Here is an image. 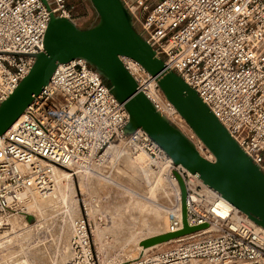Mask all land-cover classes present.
<instances>
[{
	"label": "built area",
	"instance_id": "built-area-1",
	"mask_svg": "<svg viewBox=\"0 0 264 264\" xmlns=\"http://www.w3.org/2000/svg\"><path fill=\"white\" fill-rule=\"evenodd\" d=\"M46 1L50 10L41 0H0V102L27 74L33 55L43 50L49 13L73 21L68 0ZM123 2L165 65L196 90L264 172V0ZM121 59L147 96L146 88L160 95L163 105L152 102L170 120L177 111L155 79L135 60ZM127 119L123 104L86 60L59 64L0 136V220L24 213L31 194L70 190L79 173L106 160L104 151L113 141L138 140L150 153L161 151L144 131L126 133ZM189 138L200 153L202 147L210 152L199 139ZM166 168L184 183L187 225L206 226L129 264H264L262 227L185 168L173 162ZM175 188L166 232L183 227L180 188ZM92 242L91 221L83 209L72 220L71 257L65 264H100Z\"/></svg>",
	"mask_w": 264,
	"mask_h": 264
},
{
	"label": "water",
	"instance_id": "water-1",
	"mask_svg": "<svg viewBox=\"0 0 264 264\" xmlns=\"http://www.w3.org/2000/svg\"><path fill=\"white\" fill-rule=\"evenodd\" d=\"M50 10L46 0H41ZM95 21L79 27L64 16L49 13L43 37V50L34 54L27 74L0 102V136L17 120L33 97L49 82L56 67L74 58L86 60L102 77L115 99L122 103L128 119L126 133L142 129L170 156L204 184L215 189L249 219L264 229V172L178 73L165 65L162 56L138 31L123 0H88ZM139 63L152 77L198 139L213 155L204 157L194 142L174 125L139 88L121 57ZM178 179L183 227L141 241L144 246L171 240L201 229L206 224L186 223V190Z\"/></svg>",
	"mask_w": 264,
	"mask_h": 264
},
{
	"label": "rangeland",
	"instance_id": "rangeland-1",
	"mask_svg": "<svg viewBox=\"0 0 264 264\" xmlns=\"http://www.w3.org/2000/svg\"><path fill=\"white\" fill-rule=\"evenodd\" d=\"M68 5L71 18L77 26L87 27L95 21L96 13L88 0H68ZM169 116L174 125L187 136H191L196 143H199L198 138L185 120L177 113ZM142 150L147 153L154 165H160L163 159L162 151L158 150L153 154L144 148L138 140L121 141L117 150L104 151L105 161L96 163L92 170L87 171V174H90L88 176L92 179L89 184H85L86 181H84L82 187L79 186L76 201L72 202L74 215L77 217L81 209L82 211L84 209L92 224L96 226L91 227L92 230L94 228L92 244L99 263L117 264L126 257L125 254L135 258L143 253L164 249L171 244H163L145 251L138 248V243L142 238L165 232L169 207H171L174 197L172 183H175L173 175L170 176L167 168L162 172V165L159 171L163 174V180L159 184H154V182L136 175L128 167L129 164H125L123 159L124 153L127 151L131 164L147 166L149 161ZM138 153H141L139 157H135ZM201 154L207 158L210 156L204 147H202ZM162 162L165 161L162 160ZM78 183L77 176L73 190L76 191ZM146 196L150 200H146ZM32 202L33 199L30 201L29 207L25 205L24 213H13L8 218L0 220V242L10 238L14 241V236L22 230L23 239L29 237V241L25 242L22 247L28 249L30 260L38 264L39 261L35 256L37 252L35 249L38 247L44 252L42 263L64 264L65 257L61 256L66 243H68L71 226L64 228L61 223L63 217H67L68 207L58 202L55 208L46 212L42 211L44 212L42 213L38 210L42 198H37L36 205ZM150 203L154 208H159V206L162 208V204L168 208L165 211L163 208L158 215L154 209L149 207ZM87 209L90 211L88 212ZM16 244L21 243L17 242ZM8 250L6 246L0 247V264L8 262L6 256L8 253H12ZM131 261L129 260L127 263L129 264Z\"/></svg>",
	"mask_w": 264,
	"mask_h": 264
},
{
	"label": "bare ground",
	"instance_id": "bare-ground-1",
	"mask_svg": "<svg viewBox=\"0 0 264 264\" xmlns=\"http://www.w3.org/2000/svg\"><path fill=\"white\" fill-rule=\"evenodd\" d=\"M154 78V77H153ZM146 90V93L148 94V96H149V98L152 100V101H154V102H156V101H158V102H160L161 104H162V102H161V98H160V95H158L156 92H152V90H151V88H146L145 89ZM161 104H159L158 103V105H159V109H161ZM171 104V103H170ZM163 105V104H162ZM172 105V104H171ZM174 108V107H173ZM177 114L180 116V114L177 112ZM181 117V116H180ZM19 118V117H18ZM182 118V117H181ZM183 119V118H182ZM184 120V119H183ZM188 127V126H187ZM139 131H143L142 129H138ZM145 132V131H144ZM146 133V132H145ZM121 141L122 140H120V141H113L109 146H108V148H109V150H106V151H114V150H117L118 148H119V145L121 144ZM158 145V144H157ZM159 146V145H158ZM159 148H161L160 146H159ZM145 154H146V159L149 161L148 163H147V166H140V165H136V164H131V161L129 160V154H128V152L126 151V153H124V159H123V161L125 162V164H129L128 165V167H130L131 168V170L136 174V175H138V176H142V177H144L146 180H150V182H154V184H159V183H161V180H163V174H162V172L164 171V170H166V164H169V162H171L172 163V160H171V158H170V156L169 155H167V153L161 148V151H162V156H163V161H165L164 163L162 162V160H161V163H160V165H154V163L150 160V158H149V156L147 155V153L144 151V150H142ZM139 154H141V153H138L135 157H139ZM209 154H211L210 152H209ZM212 157V159H213V155L211 154L210 156H209V158L208 159H210ZM161 165L163 166V168H162V172H160L159 171V169H160V167H161ZM178 166H181L180 164H177ZM182 167V166H181ZM184 168V167H183ZM189 172V171H188ZM88 172L86 171V172H84V173H79L78 174V181H79V183H78V188H76V191L75 190H73L74 189V185L72 186V188L70 189V190H68V191H64V192H59V191H53V192H51V193H49L47 196H45V197H42V196H39V195H36V194H31L30 195V199L28 200V202L26 203V207H29L31 204H30V201L33 199V202H32V204H34V205H36V200H37V198H39V199H41L42 198V202H41V204H40V206H39V211H44V212H46L47 210H49V209H51V208H55L57 205H56V203H62V204H64V205H66V207H68L67 209V217L65 218V217H63V219H62V223L61 224H63V227L64 228H67L69 225L72 227V220H73V218H76V216L74 215V211L72 210L73 209V207H72V202H73V200L74 201H76V195L78 194V192H79V189H80V187H82V185L85 183L84 181H86V183L85 184H89L90 183V180L92 179L90 176H88V175H90V174H87ZM190 174L191 175H195V176H197L198 178H199V175H198V173H191L190 172ZM92 175V174H91ZM175 174H173V178H174V181H175V183L173 182L172 183V191H173V196H175V190H176V188H175V186H179V182H178V179H177V177L175 176ZM77 178V177H76ZM200 179V178H199ZM201 180V179H200ZM201 182H202V180H201ZM74 183H75V181H74ZM203 183V182H202ZM204 184V183H203ZM206 187H208V189H210L211 190V192L213 193V192H215V193H218L215 189H213L212 187H209L207 184H204ZM80 186V187H79ZM180 188V187H179ZM78 190V191H77ZM219 194V193H218ZM220 195V194H219ZM221 196V195H220ZM147 197V196H146ZM171 199H172V197H171ZM146 200H150V198H146ZM228 201V200H227ZM229 202V201H228ZM67 203V204H66ZM230 203V202H229ZM70 204V205H69ZM231 204V203H230ZM67 205H69V206H67ZM161 205V204H160ZM232 205V204H231ZM153 206V204H151L150 203V206L149 207H151V209H154V212L156 213V214H158L159 215V211H162L163 210V208H164V210L163 211H165V209H167L168 207L166 206V205H161V207L162 208H160V206H159V208H154V207H152ZM233 206V205H232ZM87 207V206H86ZM91 207V206H90ZM234 207V206H233ZM88 208V207H87ZM234 208H236V207H234ZM92 209V208H91ZM237 209V208H236ZM79 211H80V208L78 209ZM77 210V211H78ZM78 211V212H79ZM81 211H82V209H81ZM87 211L89 212L90 210L89 209H87ZM240 211V210H239ZM44 212H42V213H44ZM168 211L166 210V213H167ZM241 212H243V213H245L246 214V212H244V211H241ZM75 216V217H74ZM246 216H247V214H246ZM248 217V216H247ZM249 219V218H248ZM158 220V219H157ZM250 221H252L251 219H249ZM159 222V221H158ZM253 222V221H252ZM91 227H96V226H94V224H92V221H91ZM6 228H8V227H6ZM6 231V230H5ZM91 231L93 232L94 231V228H93V230L91 229ZM165 231H166V229H165ZM154 235V234H153ZM196 235V233H192V234H188V235H186L184 238H186V237H193V236H195ZM23 235H22V230L21 231H19L14 237V241H12V239L10 238V239H6V240H3V242H0V247H2V246H6L7 247V249H9L8 251L10 252H12V253H8L7 254V260H8V262H5V264H36L35 262H33L32 260H30L29 259V253L27 252L28 251V249H26V248H24V247H22L23 245H24V243L25 242H27V241H29V237H26V238H24L23 239V237H22ZM99 238H101L100 236H99ZM98 238V239H99ZM142 239H145V238H142ZM142 239L140 240V242L138 243V248L140 249H143L144 251L145 250H149V249H151V248H153V247H159V246H161V245H163V244H167V243H171L172 241H174V239H171V240H167V241H162V242H158V243H155V244H153V245H147V246H144V245H142L141 244V241H142ZM22 240H24V241H22ZM100 240V239H99ZM22 241V242H21ZM101 241V240H100ZM17 242H20L21 244H16ZM67 245L64 247V251H63V253H62V256L61 257H65V262H64V264L70 259V257H71V253H70V251H69V244L68 243H66ZM18 245V246H17ZM17 248V249H16ZM35 250H37V252H36V258H37V260L39 261L38 262V264H45V263H42V260H43V257H44V252L42 251V249H39L38 247H37V249H35ZM126 255V257L123 259V260H121V261H119L117 264H128L127 262L129 261V260H132V259H134V258H131L130 256H128L127 254H125ZM130 257V258H128V257ZM123 257V256H122ZM127 258V259H126ZM100 264H102V263H100Z\"/></svg>",
	"mask_w": 264,
	"mask_h": 264
}]
</instances>
